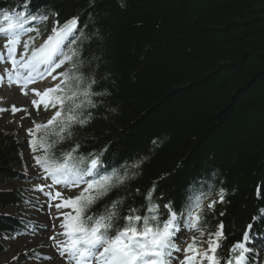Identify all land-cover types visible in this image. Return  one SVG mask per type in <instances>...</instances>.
<instances>
[{
  "label": "trees",
  "instance_id": "obj_1",
  "mask_svg": "<svg viewBox=\"0 0 264 264\" xmlns=\"http://www.w3.org/2000/svg\"><path fill=\"white\" fill-rule=\"evenodd\" d=\"M22 4L0 0V20L3 13L23 10ZM28 8L48 13L47 20L33 21L40 33L32 31L35 40L53 24L79 18L77 35L83 30L89 37L80 44V73L96 81L94 92L103 93L92 97L95 108L85 109L90 121L71 125L72 136L49 151L59 157L79 145L74 155L99 154L101 171L135 172L87 214L103 213L121 200L119 226L129 208L143 214L149 190L153 202L171 201L177 212L206 194L205 236L222 222V256L242 241L245 264L264 263V0H31ZM65 64L60 73L72 70L71 62ZM31 139L28 132L20 139L0 128L3 255L12 242L36 232L24 214L33 188L24 183L36 178L28 165L43 170L34 155L44 152L33 153ZM221 189L224 202L208 211ZM35 257L40 258L20 254L24 260Z\"/></svg>",
  "mask_w": 264,
  "mask_h": 264
},
{
  "label": "snow or ice",
  "instance_id": "obj_2",
  "mask_svg": "<svg viewBox=\"0 0 264 264\" xmlns=\"http://www.w3.org/2000/svg\"><path fill=\"white\" fill-rule=\"evenodd\" d=\"M30 3L31 0H23V10L16 12L15 15L2 14V21L6 24L0 22V36L6 38L5 49L12 68L5 69V75L0 76V84L4 82L6 76L9 86L12 84L20 86L22 94L27 95L25 89L29 84L45 79L65 62L72 63V70L58 74V77H62L60 84L45 89L43 93L37 89L31 90L41 97L39 101H32L37 109L40 104H43L45 110L56 107L57 104L60 107L46 124L33 122L35 133L33 129H28L29 136L33 137L29 141L32 152L36 153L38 150L44 152L43 155H34L35 163L48 174L53 184L65 186L71 184L73 187H79L81 183L86 185L79 196L70 198L63 205H56L57 208L70 207L74 212L64 214L61 223L63 231L57 234L63 235L65 240L59 241L55 236L50 237L57 246L60 256L72 264H171L173 252H182L184 258L179 260L178 264H245L248 248L242 241L234 243L226 254L221 255L223 241L227 239L222 222L214 233L208 234L206 241H198L193 237L186 248L178 246L176 236L185 225L200 231V236L204 237L201 229L204 226L203 200L206 194L190 200L184 212H177L171 201L163 205L153 202L154 189L149 190L145 196L148 203L143 214L141 209L129 208L119 226L117 222L121 220V200L112 201L103 213L87 214V209L97 199L107 194L113 187L124 184L135 175V172L130 175L127 168L123 174L115 169L111 172L107 169L101 171L102 161L99 154L88 157L74 155L79 145L59 157L49 151L56 143L72 136L71 125L77 123L85 125L90 121L91 113L85 114V109L95 108L96 104L92 97L103 93L94 92L92 86L96 81L80 73L82 63L79 59L80 44L89 37L83 30H79L77 35L78 17H73L62 25L57 22L51 34L38 47L31 46L35 37H29L23 45L25 51L19 57L16 56L22 35L32 31H35L37 36L40 34L38 30L26 25L30 21L48 19L47 12L33 13L29 10ZM52 15L56 16L58 13ZM3 59L4 53H0V61ZM58 77L53 76V79ZM50 93L57 95L50 96ZM66 103L68 107L65 109ZM17 110L13 106V113ZM41 129L46 130V134H40ZM47 137L54 139L49 140ZM138 167L139 163L132 165V168ZM37 187L43 191V187ZM137 191L139 192V189ZM59 196L60 193L57 192L55 197ZM218 197V201L207 204L208 211H211L217 202H224L223 189L219 191ZM161 207L165 212L160 211ZM247 227L251 229L252 225L249 224ZM248 238V232H245L243 241H247Z\"/></svg>",
  "mask_w": 264,
  "mask_h": 264
},
{
  "label": "rangeland",
  "instance_id": "obj_3",
  "mask_svg": "<svg viewBox=\"0 0 264 264\" xmlns=\"http://www.w3.org/2000/svg\"><path fill=\"white\" fill-rule=\"evenodd\" d=\"M54 26L51 28V32ZM51 34V33H50ZM46 40V39H45ZM44 40V41H45ZM44 41L39 42L38 44L41 45ZM25 41L20 39V44L17 48L20 50V53L25 51L24 49ZM0 44H2L0 39ZM0 53H7L5 46L0 47ZM12 66H0V70L5 72V69H11ZM1 76V75H0ZM7 79V77H5ZM44 82H49L45 84ZM42 83V84H41ZM38 88L41 89V93L45 91L47 88H53L55 85L59 83H54L50 80H41L37 83ZM27 95L22 94L20 86L16 84H12L11 86L8 85L6 81L5 84H0V109H9L16 107L19 111H30L34 116L38 110L43 108V104L39 105V108L35 107L32 103L33 100L39 101L41 99L40 96L35 95L34 93L28 92L25 89ZM16 94L15 100L13 99V95ZM29 96V99L26 98ZM53 117V114H49L46 112H40L37 115L36 120L42 123H47L49 119ZM32 120L28 117L24 116L23 114L18 115L17 117H5L0 122V128H6L10 132H17L20 137L24 135L28 129L32 128ZM43 192L45 193L44 196H37V206L38 212L34 213L36 219L41 223H45L47 225V229L41 233L40 235L31 238L25 239L19 242H13L11 244V250L8 254H0V264L7 263L9 260L17 259L19 256L18 254L21 251L25 252H38L41 254L42 259L40 262H34L31 264H72L69 260L65 257H61L59 251L57 250V246L55 245L54 241L50 239V237L55 236L56 240L60 241V235H57L61 232V220L63 219L64 212L61 209L57 208L56 205L59 204V197H55L56 193H51L49 189H47L44 185ZM0 188H2L0 186ZM4 188V186H3ZM47 194V197H46ZM53 196V197H51ZM55 197V198H54ZM181 236V239H179ZM193 237H196L197 240H205L198 237L193 232L185 233L184 230L178 233L176 241L178 246L181 248H186L189 243L192 242ZM206 241V240H205ZM204 247L206 248L207 245L205 244ZM184 254L182 252H174L172 257L171 264H178L179 260H183ZM19 264H25L23 261H20ZM28 264V263H26Z\"/></svg>",
  "mask_w": 264,
  "mask_h": 264
},
{
  "label": "bare ground",
  "instance_id": "obj_4",
  "mask_svg": "<svg viewBox=\"0 0 264 264\" xmlns=\"http://www.w3.org/2000/svg\"><path fill=\"white\" fill-rule=\"evenodd\" d=\"M35 86H36V85H34L33 83L29 84V85H28V91H31L33 88H35ZM38 90H39V92H40V88H38ZM16 94H18V92L15 93V95H13V99H14V100H15V98H16ZM26 98L29 99V96H26ZM189 194L192 195L193 192L191 191V192H189Z\"/></svg>",
  "mask_w": 264,
  "mask_h": 264
}]
</instances>
